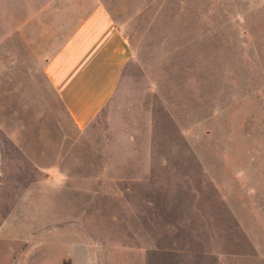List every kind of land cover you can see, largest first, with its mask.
<instances>
[{
    "label": "rangeland",
    "instance_id": "obj_1",
    "mask_svg": "<svg viewBox=\"0 0 264 264\" xmlns=\"http://www.w3.org/2000/svg\"><path fill=\"white\" fill-rule=\"evenodd\" d=\"M141 2L84 130L0 89V264H264V0Z\"/></svg>",
    "mask_w": 264,
    "mask_h": 264
},
{
    "label": "crops",
    "instance_id": "obj_2",
    "mask_svg": "<svg viewBox=\"0 0 264 264\" xmlns=\"http://www.w3.org/2000/svg\"><path fill=\"white\" fill-rule=\"evenodd\" d=\"M22 1H7L13 16L0 35V89L9 99L2 107L11 109L13 120L18 111L10 102L23 103L30 116L32 104L54 101L64 109L68 127L84 130L114 98L122 72L133 59L123 26L135 17L127 7L143 4L141 0ZM30 141L18 143V150L38 152V140ZM14 148V143L5 146ZM37 161L32 165L41 167ZM58 161L48 170L65 177L62 157Z\"/></svg>",
    "mask_w": 264,
    "mask_h": 264
}]
</instances>
